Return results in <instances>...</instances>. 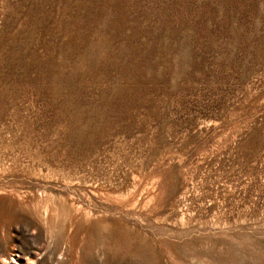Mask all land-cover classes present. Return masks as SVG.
Here are the masks:
<instances>
[{
	"label": "rangeland",
	"instance_id": "374dc122",
	"mask_svg": "<svg viewBox=\"0 0 264 264\" xmlns=\"http://www.w3.org/2000/svg\"><path fill=\"white\" fill-rule=\"evenodd\" d=\"M11 251L264 264V0H0Z\"/></svg>",
	"mask_w": 264,
	"mask_h": 264
},
{
	"label": "bare ground",
	"instance_id": "6f19581e",
	"mask_svg": "<svg viewBox=\"0 0 264 264\" xmlns=\"http://www.w3.org/2000/svg\"><path fill=\"white\" fill-rule=\"evenodd\" d=\"M3 257V256H2ZM10 258V259H9ZM9 258L1 259L0 264H33L34 260L29 261L28 259H23L20 255L16 252L13 253L12 251L9 254Z\"/></svg>",
	"mask_w": 264,
	"mask_h": 264
}]
</instances>
